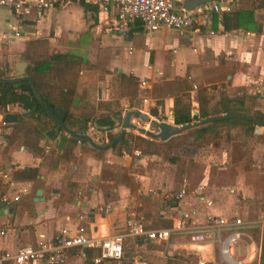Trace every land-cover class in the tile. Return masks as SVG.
<instances>
[{"label":"rangeland","instance_id":"1","mask_svg":"<svg viewBox=\"0 0 264 264\" xmlns=\"http://www.w3.org/2000/svg\"><path fill=\"white\" fill-rule=\"evenodd\" d=\"M102 39L106 43L116 46L114 59L121 65L131 64L135 68H140L149 53L151 60L145 61L147 66L152 64L154 57V61L159 62L158 60H160L158 65L163 66L166 75L178 74L181 71L191 74V80L196 81V85L192 86L188 81L190 88L193 89L189 93L188 99L190 100L195 95L197 98L199 92L197 94L196 90L206 86L202 94L204 93L208 99L205 104L211 111L218 108L219 98L222 95H231L232 98L243 102V109L252 110L251 106L255 103L254 94L246 93V90L251 86L226 85L228 81L224 78L226 70L223 67L221 54L217 56L216 63H213L210 56L202 49L201 54L197 51L196 54H191L192 56L189 58L182 57L179 61L177 60L178 57L188 54L190 46L198 41L195 40L194 36H185L184 30L176 31L161 27L155 31H134L130 34V38H127L125 34L112 33L103 36ZM75 49L81 50L78 55L84 56L83 58L86 56L90 62L81 63L76 71L75 89H82L81 92L87 94L84 96L85 94L82 93L81 96L77 93L78 91H75V100L70 106L71 121L77 124L76 129H82L96 143H106L111 136L118 133L122 121V116L116 117L115 115L118 111L124 114L127 109H139L150 119H169L166 118L163 106L160 108L159 104H155L156 99L161 100L168 93V81L170 80L162 79L165 75L155 77L152 82L148 78H144L150 84L149 87L144 88L138 85L139 80L143 77H137V92L133 98H130L125 94L124 85L118 77L117 66L107 61L108 56L106 54H103L94 45ZM165 57H167L166 60ZM177 62L180 66L179 69H173L172 66ZM260 82L255 85V88L260 89V84L264 86V82ZM213 83L215 84L214 87H207ZM219 83H222L224 87H219ZM262 85L261 87H263ZM143 97H146L147 100L144 101ZM191 104L193 110L196 109L195 103ZM151 105H156V116L148 111ZM158 108L161 109L160 112H158ZM16 110L19 112L20 108L17 106L14 111ZM104 115L116 118V120H112V125L108 128L99 126L95 122L97 118ZM84 117L87 119L86 122H84ZM129 122L132 126L126 125L123 132L127 139V147L119 143L106 149H95L77 140L73 145L70 159H64L60 156L66 136L63 131H58L60 136L57 140H51L48 137L42 138L41 142L44 149L41 155V163L43 168L47 170L66 168L68 170L71 168V164H76L78 168H81L87 159L90 160L96 168L92 173H87L88 175L83 182L88 185L92 180V175L95 176L96 183L103 195L106 197L110 193L109 198L111 199L114 198L111 190L113 187L123 189L135 201L134 206L126 210L125 216L127 212L134 210L146 218H142L143 220L147 221L148 218L154 225L162 223V220L157 218L158 207L162 202L158 196L149 195L148 190L158 187L155 182L160 180L170 183L172 188L184 183L188 190H195L199 184H202L204 192L217 202L218 207L223 211L229 210L234 204V206L242 209L243 214L250 216L257 209L264 207L263 124L254 125V129H257L256 131L253 129L254 136L244 132L240 126L229 127L225 124L222 132L214 141L197 147L193 145L194 142L192 141L184 142L183 138H175V143L166 151L176 155L177 158L174 161H168L160 152L146 153L142 151L146 147L142 138L163 141L152 134L157 130L156 126L149 120L133 114L129 116ZM2 125L5 126L0 120V126ZM6 129L8 132V127ZM176 135L171 137H176ZM1 139L3 136L0 133V155L5 160L9 156L6 152L10 147L21 142V136H18L11 144L12 146L2 143ZM244 144L251 147L252 164L247 169L241 165L243 160L241 157L242 146ZM72 182L68 179H62L61 184L65 183L66 187H70ZM229 189H233V194L230 193ZM237 193H243V196L250 198L258 197L259 201L249 203L252 204L251 206H244L241 197L236 199L237 196H240ZM28 210L30 213V209L27 207ZM253 235L260 241L258 229H253ZM172 238L177 239L175 236ZM177 240L183 241L184 238L178 237ZM124 250L126 252L132 251L131 257L144 261L145 264H196L199 258H206L208 255L206 247L199 249L197 245L190 243H177L176 247L167 250L164 243L161 242L147 241L144 245L139 243L133 245L131 240H127L124 242ZM205 264L220 263L215 259L213 262L206 261Z\"/></svg>","mask_w":264,"mask_h":264},{"label":"crops","instance_id":"2","mask_svg":"<svg viewBox=\"0 0 264 264\" xmlns=\"http://www.w3.org/2000/svg\"><path fill=\"white\" fill-rule=\"evenodd\" d=\"M229 1L230 5L233 6L252 7L254 19L262 24L261 30L252 31L235 28L226 30L223 29L220 23V17L217 18L215 16L214 26L211 24L213 29V33L211 34L205 29L200 31H193L191 29L184 30L185 36H194L195 40L197 39L198 41L196 40L197 43L190 46L188 54L186 53L184 56L178 57L179 59L177 58V60L179 61L182 57L189 58L192 56L191 54H196L197 51L199 53L202 49V51L205 50L210 56L211 61L216 63L217 56L221 54L224 64L223 67L226 70L224 78L228 81L226 85L230 86L231 84H237L251 86V88L246 90L247 94H254L255 103H253L251 109L264 114V86L260 84V89L255 88V85L260 81L264 82V5H258V0ZM14 30L18 31V35L13 34ZM140 30L144 29L142 28ZM134 31L137 30H132L125 34L127 38H130V34ZM112 33L113 32L106 30L103 24L97 20L96 11L84 9L76 0H58L40 17H35L32 9L19 15L15 14L7 7L0 6V69L9 70L11 68L8 72L9 75H11L14 71V68H12L13 63L23 58L22 52L29 41L39 43L38 46L43 47V52H45L44 50L46 49L47 52L69 51L75 54H80L81 51L75 48L94 45L97 49L99 48L103 54L108 56L107 61L110 64L117 66V74L119 71L124 73L131 72L137 77L148 78L151 82L155 77L160 75H165L162 79L167 80H171L175 76H184L192 86L196 85V81L191 80V74L189 73L181 71L180 73L178 72V74H164L163 66L158 65L160 60H158L159 62L154 61V57L152 58V64L147 66L145 61L151 60L149 53L140 68H135V66L131 64L121 65L114 59L116 46L108 44L102 39L103 36ZM85 58L89 62L86 56ZM166 59L167 57H165V60ZM24 60L27 62L26 59ZM4 63H7V67H3ZM179 67L178 62L172 66L173 69H179ZM261 85L263 87H261ZM75 91H78L77 93L81 94V96L83 95L82 93H84L81 92L82 89H75ZM192 91L193 89L190 88L189 93ZM84 94V96L87 95L86 93ZM162 98L159 106L160 108L163 106L167 116L166 118H168L169 115H171L172 96L167 94ZM191 103H195L197 106L196 95L190 98V104ZM16 107V104H8L5 108L7 110L0 109V120H2V115L5 112L16 114L17 110L14 111ZM160 108H158V112L161 111ZM191 109L193 110V107ZM194 110L196 113V109ZM218 114L222 113L217 112L209 116ZM234 118L238 117H229L217 121L228 122ZM197 119L200 118L191 117L187 122ZM166 121L172 122L171 119ZM5 123V126H0V133L3 136V139H1L2 143L6 144L9 133L6 128L8 127V129H10V127L7 125L9 122ZM262 124L264 125V123ZM98 125L103 126L102 124ZM59 131L62 130L59 129ZM59 136L57 132L54 135L48 136V138L57 140ZM17 138L18 137L14 138L9 145L13 144ZM81 140L82 141H78L83 142V139ZM39 144L41 147H44L42 146L41 139L39 140ZM6 153L9 156H7L5 160L0 155V166L6 170H10L11 174L13 168L25 169L27 166L37 167V174L32 180L12 176V179L15 181L29 182V188L28 192L21 196L17 202L11 203L7 211L0 210V226H4L7 229L6 235L0 238L1 247L12 250L19 245L33 243L40 238H50L61 226H67L72 232L78 222L77 215L79 214L84 215L82 222L85 233L89 236H104L124 229L123 220L126 210L133 207L135 201L133 197L127 195L123 189L115 187L111 189L114 198H109L110 193L105 197L96 183V177L92 174L90 183L88 185L85 184L83 181L86 179L87 173H92L96 168L90 160L87 159L84 163L85 165L81 168H78L76 164H71V168L68 170H66V168L47 170L43 168L41 163L43 151L37 153L35 150L26 146L22 143V137L21 142L16 146L13 145L10 147ZM6 159L8 160L6 161ZM62 179H68L73 182L70 187H66L65 183L61 184ZM155 183H157L158 187L156 188L158 190H176L179 186L172 188L170 187V183H165L163 180ZM37 188L41 190L40 196L34 199L36 196L35 190ZM229 191L233 194V189H229ZM238 194L240 196H237L236 199L244 197L247 203L259 201L258 197L250 198L249 196H243V193H237V195ZM172 204H174L176 208L194 210L193 220L202 218L207 212L226 215L235 207L233 204L234 207L232 206L229 210L223 211L214 200H212L209 206H205L198 196L189 195L184 196L177 202L172 201L169 203V205ZM99 206H105V210H99ZM27 207L30 209V213L29 210L27 211ZM158 208L159 214L157 218L162 220V223H158V225L152 224L148 218L147 221L143 220L142 218L144 217L142 215H137L142 222L144 221V224L150 227L169 224L173 214L171 213L170 207L162 206L160 203ZM181 236L182 234H179L175 237L178 238ZM127 240H131L133 245H138V243L144 245L147 241H150L126 237L124 242ZM123 252V257L118 261H103L98 264H145L144 261L131 257L133 254L132 251L126 252V250H123ZM41 264L96 263L92 262L90 258H88V261L85 259L84 251L81 247H72L63 251L53 260H43Z\"/></svg>","mask_w":264,"mask_h":264},{"label":"built area","instance_id":"3","mask_svg":"<svg viewBox=\"0 0 264 264\" xmlns=\"http://www.w3.org/2000/svg\"><path fill=\"white\" fill-rule=\"evenodd\" d=\"M58 0H0V6L9 8L15 14H23L32 9L35 17L42 16ZM93 5L96 17L104 28L117 34H127L130 27L138 24L146 31H155L161 27L177 31L205 29L213 33L211 27L214 16L219 18L223 12L231 8L229 0H208L193 8L185 9L183 0H83ZM18 35V31H13ZM140 87H149L144 78L138 82ZM143 100H147L143 97ZM1 123L3 120H1ZM29 182L15 181L10 170L0 166V210L8 208L28 192ZM203 185L195 190H188L184 183L176 190H158L150 188L148 194L158 196L162 206L170 207L172 216L168 225L147 226L134 210L127 212L123 220L124 229L104 236H89L83 225L84 215H77L74 231L67 226L59 227L47 239H37L6 249L0 246V264H41L43 260H53L63 251L72 247L89 246L96 249L92 262L118 261L124 250V239L132 237L136 240H150L164 243L167 250L176 247L177 243L194 244L199 249L207 248V257L199 258L196 264L213 262L220 264H257L260 251V241L253 235V229L260 230L264 221V209H257L254 214L246 216L240 207H234L230 213L223 215L207 212L200 219L193 220L194 210L176 208L172 201H179L184 196H198L205 206L212 203L209 195L203 193ZM244 206H251L244 197ZM105 210V206H99ZM7 229L0 226V238L6 235ZM182 234L183 241L172 236Z\"/></svg>","mask_w":264,"mask_h":264},{"label":"trees","instance_id":"4","mask_svg":"<svg viewBox=\"0 0 264 264\" xmlns=\"http://www.w3.org/2000/svg\"><path fill=\"white\" fill-rule=\"evenodd\" d=\"M84 9H90L95 12V7L84 2L83 0H76ZM258 5H264V0H258ZM220 23L223 29H244L252 31H260L262 24L254 19L252 7H239L231 5L229 11L223 12L220 16ZM215 24V16L213 17L212 26ZM142 29L140 25L134 24L130 27L132 30ZM39 43L29 41L23 52V58L27 60L28 64L25 68V72L30 75L33 80L35 89L44 103L52 108L53 106H59L66 110L63 122L76 129L78 126L75 122L71 121L70 106L74 102L75 87H76V71L81 63L87 61L86 58L81 57L78 54L69 51H50L47 52L45 47L38 46ZM8 69H0V76H8ZM118 77L124 85L125 94L130 98H133L137 92L136 81L137 76L133 73L118 72ZM215 84H209L207 87H214ZM223 88L222 83L218 84ZM202 89L196 90L197 106L196 113L191 114V104L188 99L190 85L184 76H175L168 81V93L172 96L171 106V121L175 124H182L189 121L192 118H204L213 113H231L236 112L245 116H239L228 122L214 121L207 124L204 127H197L186 133L176 135V137H170L163 141H153L148 138L144 139L146 147L142 150L146 153H161L168 161H174L177 156L170 154L166 151L173 145L175 138H183L184 142L192 141L194 146H202L214 141L222 132V128L225 124L229 127L240 126L249 135L253 134L255 124L264 123V114L259 111H246L243 109V102L236 100L231 96L222 95L219 98V106L216 110L211 111L206 106L207 98L202 94ZM160 100H155V104H159ZM8 104H16L20 111L16 113V120L7 123L9 125V133L6 139V144L18 137H22V143L37 153L43 151V147L40 146L39 140L54 135L59 131V127L55 122L47 115L43 110L38 100L32 94L29 82L27 80L17 81L16 84H9L0 82V109L4 110ZM6 110V109H5ZM150 114L156 116V105H151L148 108ZM84 117V122H86ZM96 123L102 124L105 127L112 125V120L107 117H100L95 120ZM6 124V123H5ZM116 135L111 136L109 140ZM77 139L71 135H66L64 143L61 148V157L64 159H70L72 156V149ZM80 141H82L80 139ZM121 144L127 147V139L123 134L119 140L114 142L110 147L117 144ZM162 151V152H161ZM243 158L241 165L247 169L251 166V147L247 144L242 146ZM37 174V167L27 166L25 169L13 168L12 176L22 179L32 180ZM262 206V205H261ZM264 209V207H262ZM257 230V228H255ZM260 233V251L257 264H264V221L259 230ZM84 251L85 259L88 258L92 261V256L95 254L96 249L89 246L82 247ZM124 255V252H123ZM122 255V257H123ZM121 257V258H122Z\"/></svg>","mask_w":264,"mask_h":264},{"label":"water","instance_id":"5","mask_svg":"<svg viewBox=\"0 0 264 264\" xmlns=\"http://www.w3.org/2000/svg\"><path fill=\"white\" fill-rule=\"evenodd\" d=\"M205 1H208V0H183L182 6L185 9H190V8H193L194 6H196L200 3H203ZM26 66H27V62L24 60V58H20L19 60L15 61L13 63V68H14L13 73L11 75H8V76H0V82H5V83H8V85H9L11 83L16 84V82L20 81V80H27L29 82V86H30L32 94L38 100V102L40 103L43 110L47 113V115L59 127V129L62 130L65 134L75 137L77 140L83 139V142L86 145L93 147L95 149L109 148L114 142L119 140L121 138V136L123 135L124 127L126 125L132 126L131 122H129V116L132 114L136 115L140 118H145V119L149 120L152 124H154L156 126L157 130L152 134L154 136H156L159 140H166L167 138H169L173 135L179 134L183 131L189 130L191 128L201 127V126L207 125L211 122L221 120L224 118L245 116V115H242V114H239L236 112L222 113V114H218V115L200 118V119H197V120H194L191 122H185L182 124H175L173 122H169V121L162 120V119H160V120L150 119L147 115H145L144 112H142L139 109L138 110L137 109L136 110L127 109L124 112V114H122L120 111L115 113L116 117L122 116V121H121V124H120L119 129H118V133L116 134V136L106 143H96L93 140H91V138L82 129L70 128L69 126H67L63 122V118H64V115L66 112L65 109H63L59 106H53L52 108H49V106H47L44 103V101L39 96L37 90L34 87L32 78L30 77V75H28L25 72ZM3 67H7V63H4ZM118 71H119V69H118ZM194 113H195V110H191V114H194ZM101 117H107L111 120H113V119L116 120V118L111 117V116H107V115H104ZM168 118L171 119V115H169ZM15 119H16L15 113L5 112L2 115L3 122H12ZM256 130L257 129H254V131H256ZM40 192H41V190L39 188H37L35 190L36 196L34 197V199H36L37 197L40 196ZM8 209L9 208H6V207L2 208L3 211H7Z\"/></svg>","mask_w":264,"mask_h":264}]
</instances>
